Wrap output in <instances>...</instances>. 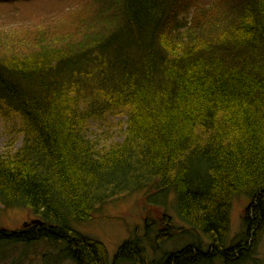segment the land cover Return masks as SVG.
I'll list each match as a JSON object with an SVG mask.
<instances>
[{"label":"trees","instance_id":"trees-1","mask_svg":"<svg viewBox=\"0 0 264 264\" xmlns=\"http://www.w3.org/2000/svg\"><path fill=\"white\" fill-rule=\"evenodd\" d=\"M75 3L59 19L0 25V119L21 136L0 153V205L42 222L0 227V264L10 262L6 244L34 243L69 264L253 258L264 233V0ZM191 7L189 22L177 19ZM115 116L126 117L121 142L87 138L89 123ZM141 189L148 208L161 210L155 245L173 234L189 242L161 256L149 245L155 257L146 256L154 228L146 218L144 237L126 239L109 261L75 224ZM240 194L249 200L243 230L227 243ZM170 196L178 225L166 220Z\"/></svg>","mask_w":264,"mask_h":264},{"label":"rangeland","instance_id":"rangeland-1","mask_svg":"<svg viewBox=\"0 0 264 264\" xmlns=\"http://www.w3.org/2000/svg\"><path fill=\"white\" fill-rule=\"evenodd\" d=\"M78 0H0V25L15 27L28 22L41 21L48 15L59 19L68 11H71ZM213 0H192L194 6H206ZM75 3V4H74ZM73 4V5H72ZM70 5V6H69ZM195 7H191L188 12H183L177 19L190 21ZM184 21H182L183 23ZM17 121V120H15ZM126 117H112L102 123L91 122L87 128V138L98 140L99 145H104V141L119 143L124 136L126 127ZM18 124L10 120L0 119V153H6L9 150H15L21 145V136L18 132ZM12 147H11V146ZM142 190V189H141ZM147 190L126 194L120 192L111 197L109 201L96 209L93 217L89 221H81L75 224V230L83 235L95 238L105 246L109 261L113 259L120 245L129 238L144 237L145 223L148 218L153 221L154 228L149 232L150 240H143L144 254L148 257H155V253L160 256L162 251H171L181 247L189 242V238L173 234L167 241L157 243L154 239L157 231L163 227V218H160L161 210L157 208H148L144 203ZM151 199L153 197H150ZM172 196L168 197L167 218L177 225L175 211L172 207ZM248 198L240 194L233 197L229 207V230L227 243L235 242V238L243 230V212L247 206ZM148 203V202H147ZM159 208V207H158ZM27 210L7 209L0 205V227L4 230L12 231L30 227V220H35ZM35 225V224H34ZM152 245V251L149 248ZM47 245L33 244L29 248L3 246L5 256H8L9 263L6 264H69L68 261L57 259L55 249H47ZM24 250L25 254L18 251ZM151 251V253H150ZM166 251V252H167ZM254 254V255H253ZM150 255V256H149ZM253 261L251 264H264V233L258 240L257 246L252 253ZM129 257V256H128ZM123 262V261H122ZM128 264V263H127Z\"/></svg>","mask_w":264,"mask_h":264},{"label":"bare ground","instance_id":"bare-ground-1","mask_svg":"<svg viewBox=\"0 0 264 264\" xmlns=\"http://www.w3.org/2000/svg\"><path fill=\"white\" fill-rule=\"evenodd\" d=\"M126 194H132V193H126ZM95 213V212H94ZM93 213V214H94ZM38 219V218H37ZM177 219V218H176ZM38 220H40V219H38ZM176 224V223H175ZM88 236V235H87ZM88 237H90V236H88ZM258 243V242H257ZM257 246V245H256ZM252 261H253V258H249L248 260L247 259H245V260H243L242 261V263H244V264H251L252 263Z\"/></svg>","mask_w":264,"mask_h":264},{"label":"water","instance_id":"water-1","mask_svg":"<svg viewBox=\"0 0 264 264\" xmlns=\"http://www.w3.org/2000/svg\"><path fill=\"white\" fill-rule=\"evenodd\" d=\"M41 223H42V222H41L40 220L35 219V220H31L30 223L27 224L26 226H28V225H34V224H36V225H40Z\"/></svg>","mask_w":264,"mask_h":264}]
</instances>
